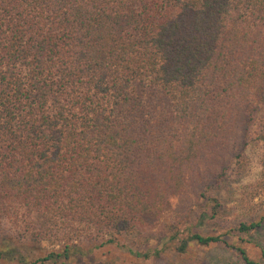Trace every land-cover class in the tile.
Masks as SVG:
<instances>
[{
  "label": "trees",
  "instance_id": "trees-1",
  "mask_svg": "<svg viewBox=\"0 0 264 264\" xmlns=\"http://www.w3.org/2000/svg\"><path fill=\"white\" fill-rule=\"evenodd\" d=\"M252 134L247 214L264 191V0H0V262L69 264L168 209L213 219ZM224 236L189 229L176 248L264 264L260 242L254 259Z\"/></svg>",
  "mask_w": 264,
  "mask_h": 264
},
{
  "label": "rangeland",
  "instance_id": "rangeland-1",
  "mask_svg": "<svg viewBox=\"0 0 264 264\" xmlns=\"http://www.w3.org/2000/svg\"><path fill=\"white\" fill-rule=\"evenodd\" d=\"M253 137L252 134L248 138L246 149L251 160L250 170L240 178L230 179L221 188L218 195L222 209L216 217L199 219V212L202 208L200 209L198 205L191 208L186 214L168 209L167 216L162 219L163 222L148 237L128 234L120 237L113 244L101 247L85 245L83 247L88 252L81 259L73 258L69 264H245L235 250L225 242L207 246L192 242L186 251H179L176 248L179 239L189 229L204 234H225L224 237L228 243L239 241L250 257L259 259L260 250L255 241L264 246V222L258 229L248 233L238 232L236 228L238 221L242 219L264 216V191H261L253 200L255 207L250 211V214L244 212L238 204L239 191L244 185L254 180L261 169L259 158L263 146L261 142L254 141ZM164 228L167 229V232L162 230ZM175 233V238H171L170 235ZM48 249L47 246V250L42 252L45 253ZM155 251H158L159 254L155 255ZM143 253H148V256H144ZM0 264L6 263L0 262Z\"/></svg>",
  "mask_w": 264,
  "mask_h": 264
}]
</instances>
